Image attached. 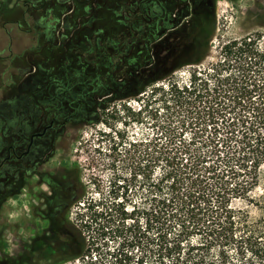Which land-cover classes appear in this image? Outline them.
Listing matches in <instances>:
<instances>
[{
    "label": "trees",
    "instance_id": "trees-1",
    "mask_svg": "<svg viewBox=\"0 0 264 264\" xmlns=\"http://www.w3.org/2000/svg\"><path fill=\"white\" fill-rule=\"evenodd\" d=\"M110 3L116 4L99 9L95 0H71L70 5L56 6L50 17L63 16L72 8L67 14L69 39L52 37L48 41L33 42L28 49L36 56L26 67L34 64L55 70L67 66L83 75L91 85L90 95L74 105H83L84 111L86 103L93 102L91 95L99 92L97 88H101L102 78L117 83L120 90L125 87L117 82L120 78L127 80L126 85L132 79L140 81L138 72L134 74L130 70L111 74L108 63L104 71V66L98 69L108 57L97 56L95 25L102 18L116 20L128 12L126 0H109ZM9 14L4 7L0 10V17ZM90 19L93 26L88 27ZM216 26L215 12L194 15V58H183L179 66L201 61ZM59 48L67 53L66 62L60 65L56 55ZM91 56L99 61L93 67ZM72 57L78 60L74 63ZM165 57L150 54L137 59L140 65L144 62L143 65H150L148 69L154 71L155 67L163 65ZM92 69L94 76H91ZM159 72L158 79H165L171 73ZM94 80L98 82L93 86ZM161 90L154 87L151 93L154 95ZM138 92H146L145 87ZM179 93L185 99L174 103L176 117L163 123L148 138L130 140L124 138L121 131L115 132V136L103 132L111 135L115 153L126 154V160L133 165L129 179L123 173L115 177L122 197L129 184L135 186L140 176L139 189L147 206H134L129 211L121 198L113 202V207L101 208V202L93 204L92 201L85 207L95 218L107 212L113 214L116 230H130V237L124 240L133 243V249L139 250L145 245L149 264H264V225L252 221L248 212L231 204L236 198L250 199L260 183L261 165L264 164V47L250 35L225 41L216 63L195 69L190 83L182 87L171 84L167 94L172 97ZM6 103L14 104L15 99L1 101L0 105ZM109 105V99L96 103L102 118ZM9 108L10 112L14 111L13 106ZM127 108L134 115L143 110V107L138 112ZM101 120L108 124L106 119ZM8 123V118L1 115L0 139L6 135V129L14 130L7 127ZM193 124L194 131L184 136ZM18 166L0 165V188L14 189L3 178H14ZM86 238L82 236L83 243ZM136 263L144 264L143 261Z\"/></svg>",
    "mask_w": 264,
    "mask_h": 264
},
{
    "label": "rangeland",
    "instance_id": "rangeland-1",
    "mask_svg": "<svg viewBox=\"0 0 264 264\" xmlns=\"http://www.w3.org/2000/svg\"><path fill=\"white\" fill-rule=\"evenodd\" d=\"M15 1L21 0H0V10ZM205 4L206 1L200 3L210 12V7ZM213 7L217 26L199 63L179 66L165 79L157 78L160 66L154 71L141 68L138 71L140 81L132 79L124 85V90H120L117 83L102 78V85L107 90L102 85L97 88L99 92L92 94L90 100L95 105L86 103L85 117L69 121L62 134L52 140L46 156L37 166L39 177H29L22 190L21 187L8 190L5 197H0V264H137L140 261L149 264L145 245L142 244L139 250L133 249L134 244L124 240L130 237V230H116L113 214L107 212L95 218L85 204L92 201L93 204L101 202V208L113 207V202L122 198L129 211L134 206L146 207L148 203L139 189L140 176L135 186L129 184L122 197L115 177L123 173L129 179L133 165L126 160V154L115 153L111 135L103 132L115 136V132L121 131L124 138L130 140L148 138L163 123L176 117L174 103L185 99L181 93L172 97L167 94L171 84L182 87L190 83L195 69L211 67L220 58L225 41L250 35L264 47V0H215ZM8 17H19V12L15 10ZM13 34L14 39L6 36L0 24V102L15 99L23 92L21 70L31 63L25 50L33 42L17 38L20 34L17 35L15 30ZM23 51L25 55L17 57ZM56 55L59 65L66 62V52L59 48ZM72 58L74 63L78 60V57ZM89 58L91 67L99 62L95 56ZM164 59L168 63V57ZM59 67L58 71L62 69ZM91 71L94 76L93 69ZM97 82L94 80L92 85ZM140 82L146 89L144 93L138 92L143 87ZM154 87L162 90L152 95ZM106 99L110 100V108L102 118L96 103ZM127 107L137 112L141 107L143 110L134 115ZM101 119H106L108 124ZM191 126L184 136L188 137L194 131V124ZM39 191L41 196H35ZM116 194L120 195L117 199L114 198L118 197ZM64 201L66 207L58 209ZM231 204L248 212L252 221L264 225V164L261 165L260 183L250 199L236 198ZM59 219L61 223H58ZM83 235L87 237L84 243Z\"/></svg>",
    "mask_w": 264,
    "mask_h": 264
},
{
    "label": "flooded vegetation",
    "instance_id": "flooded-vegetation-1",
    "mask_svg": "<svg viewBox=\"0 0 264 264\" xmlns=\"http://www.w3.org/2000/svg\"><path fill=\"white\" fill-rule=\"evenodd\" d=\"M70 1H15L4 9L10 14L18 11L19 17H0L1 27L5 35L11 39L16 35L13 34L15 30L17 35L20 34L17 38L22 37L32 42L48 41L52 37L68 40L70 23L67 14L72 8L60 17H50V14H53V8L56 6L63 3L70 5ZM108 1L95 0V5L100 9L103 6L111 8L116 4H108ZM205 1V5L210 8L215 2V0H126L128 12L125 17L116 20L102 18L95 25L97 56L108 57L101 62L102 65H99L98 69L101 70L103 63H108L111 74L122 70H130L135 74L141 68L148 69L150 66L143 65L144 62L140 65L137 58L143 59L150 54L153 56L158 54L168 57V63L165 60L160 70L174 72L183 58H194V15L200 12L209 13L200 5ZM210 8V12H215L214 7ZM89 23L88 27L93 26L92 19ZM25 51L29 53L30 58L36 56L33 51L29 52L28 49ZM22 54L25 55V52ZM57 71L58 69H44L34 64L26 67L21 70L20 87L23 92L15 97L14 104L0 105V114L9 120L7 127L14 129H6V135L0 139V165H19L14 178H3V181H7V185L12 184L14 189L21 187L22 190L26 179L35 175L39 177L37 166L46 156L52 140L62 134L63 127L69 121L85 117L83 105L78 107L74 104L90 95L91 85L85 81L81 73L72 71L70 67H62ZM117 82L125 85L128 83L123 78ZM10 106L14 107V111L10 112ZM7 191L6 187L0 188V197H5ZM34 195L41 196V191ZM66 205L67 202L64 201L56 207L65 208ZM58 223H61L60 219Z\"/></svg>",
    "mask_w": 264,
    "mask_h": 264
}]
</instances>
